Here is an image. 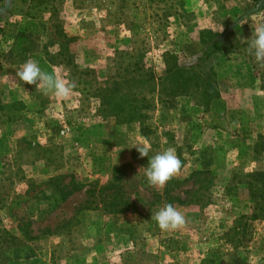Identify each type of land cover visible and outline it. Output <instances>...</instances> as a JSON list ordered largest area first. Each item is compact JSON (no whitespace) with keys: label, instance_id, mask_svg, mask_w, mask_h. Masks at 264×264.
<instances>
[{"label":"rangeland","instance_id":"obj_1","mask_svg":"<svg viewBox=\"0 0 264 264\" xmlns=\"http://www.w3.org/2000/svg\"><path fill=\"white\" fill-rule=\"evenodd\" d=\"M253 22L264 0H0V264H264ZM204 29L239 43L209 62L226 127L205 128L194 95L145 88L135 104L147 117L131 119L135 69L163 75L167 50L195 63ZM29 58L73 82L71 96L20 81ZM136 144L149 157L175 148L179 173L150 186ZM169 203L186 223L163 231L151 216Z\"/></svg>","mask_w":264,"mask_h":264},{"label":"trees","instance_id":"obj_2","mask_svg":"<svg viewBox=\"0 0 264 264\" xmlns=\"http://www.w3.org/2000/svg\"><path fill=\"white\" fill-rule=\"evenodd\" d=\"M131 33H137L138 24L132 21L128 25ZM202 52L193 64L179 62L178 55L167 50L161 53L164 64V74L157 76L156 71L149 65L146 70L140 73L135 69V75L126 81L131 84L132 89L127 91L133 94V99L127 100L133 108L129 111L131 119H145L147 115L139 110L136 102L138 90L145 88L149 93L156 92L162 95H194L196 100L204 107L205 115L202 117L203 126L210 129H224L226 126V106L222 99L217 83L216 73L209 65L213 55L219 52L236 50L239 43L235 39H229L228 33H219L210 29L201 31ZM231 40V41H230ZM230 42H233L230 44ZM51 62H53L51 60ZM137 63H133L136 65ZM146 102V99H144ZM145 104L144 106H149ZM141 133L148 131L146 125L140 127Z\"/></svg>","mask_w":264,"mask_h":264},{"label":"clouds","instance_id":"obj_3","mask_svg":"<svg viewBox=\"0 0 264 264\" xmlns=\"http://www.w3.org/2000/svg\"><path fill=\"white\" fill-rule=\"evenodd\" d=\"M251 27L253 31L251 38L248 39L247 51L250 55H254L256 62L261 67H264V22H253ZM16 77L26 84L36 85L58 99L70 97L75 88L73 82L61 79L55 72L43 70L39 63L32 58H29L16 71ZM133 147H137L141 157L149 158L147 167L142 168L150 186L163 188L169 180L179 173L182 167V162L173 147H168L151 157L148 155V147L141 144H136ZM151 219L163 231L178 230L186 223L183 213L170 203L159 208L151 216Z\"/></svg>","mask_w":264,"mask_h":264}]
</instances>
